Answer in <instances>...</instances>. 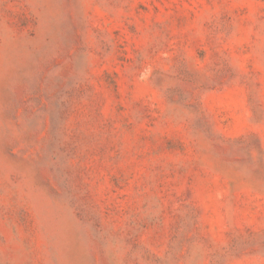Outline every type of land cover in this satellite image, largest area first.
I'll list each match as a JSON object with an SVG mask.
<instances>
[{
	"label": "rangeland",
	"instance_id": "rangeland-1",
	"mask_svg": "<svg viewBox=\"0 0 264 264\" xmlns=\"http://www.w3.org/2000/svg\"><path fill=\"white\" fill-rule=\"evenodd\" d=\"M0 264H264V0H0Z\"/></svg>",
	"mask_w": 264,
	"mask_h": 264
}]
</instances>
